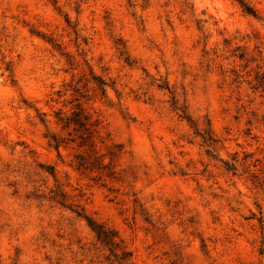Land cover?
I'll use <instances>...</instances> for the list:
<instances>
[{
	"label": "rangeland",
	"instance_id": "374dc122",
	"mask_svg": "<svg viewBox=\"0 0 264 264\" xmlns=\"http://www.w3.org/2000/svg\"><path fill=\"white\" fill-rule=\"evenodd\" d=\"M0 264H264V0H0Z\"/></svg>",
	"mask_w": 264,
	"mask_h": 264
},
{
	"label": "trees",
	"instance_id": "16d2710c",
	"mask_svg": "<svg viewBox=\"0 0 264 264\" xmlns=\"http://www.w3.org/2000/svg\"><path fill=\"white\" fill-rule=\"evenodd\" d=\"M74 122H76L80 126H84L85 124V122L81 119H74ZM83 217L86 219L88 226L95 233V236L98 240L106 244L111 243V238L113 235L110 231L104 230L102 226L95 224L90 218L86 217L85 215H83Z\"/></svg>",
	"mask_w": 264,
	"mask_h": 264
}]
</instances>
